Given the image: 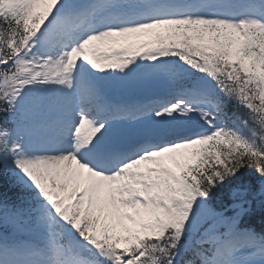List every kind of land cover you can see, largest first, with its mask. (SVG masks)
Here are the masks:
<instances>
[{
    "label": "snow or ice",
    "instance_id": "obj_1",
    "mask_svg": "<svg viewBox=\"0 0 264 264\" xmlns=\"http://www.w3.org/2000/svg\"><path fill=\"white\" fill-rule=\"evenodd\" d=\"M0 182V264H264V0H0Z\"/></svg>",
    "mask_w": 264,
    "mask_h": 264
},
{
    "label": "trees",
    "instance_id": "obj_2",
    "mask_svg": "<svg viewBox=\"0 0 264 264\" xmlns=\"http://www.w3.org/2000/svg\"><path fill=\"white\" fill-rule=\"evenodd\" d=\"M2 194H6L8 196L15 195L14 191L11 190L10 185L0 182V195ZM225 203H227V200H225ZM262 224H264V219H262L260 213L257 212L253 218V226L259 229Z\"/></svg>",
    "mask_w": 264,
    "mask_h": 264
}]
</instances>
